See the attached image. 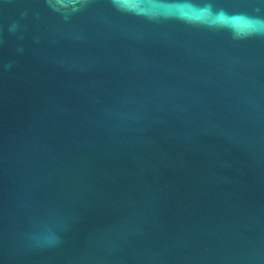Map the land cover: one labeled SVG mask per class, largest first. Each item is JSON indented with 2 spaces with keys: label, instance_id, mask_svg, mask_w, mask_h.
I'll return each instance as SVG.
<instances>
[{
  "label": "water",
  "instance_id": "water-1",
  "mask_svg": "<svg viewBox=\"0 0 264 264\" xmlns=\"http://www.w3.org/2000/svg\"><path fill=\"white\" fill-rule=\"evenodd\" d=\"M0 264H264V0H0Z\"/></svg>",
  "mask_w": 264,
  "mask_h": 264
}]
</instances>
